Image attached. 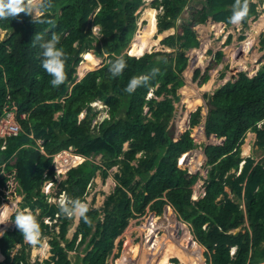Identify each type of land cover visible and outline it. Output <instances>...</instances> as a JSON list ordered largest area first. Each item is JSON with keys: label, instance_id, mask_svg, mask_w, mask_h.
<instances>
[{"label": "trees", "instance_id": "obj_1", "mask_svg": "<svg viewBox=\"0 0 264 264\" xmlns=\"http://www.w3.org/2000/svg\"><path fill=\"white\" fill-rule=\"evenodd\" d=\"M143 1L51 0L52 7L45 11L42 23H33L24 13L16 19H0V28L12 31L0 42V117L7 103H16L23 129L9 139L6 150L0 149V166L5 164L0 168V213L6 224L0 225L4 232L0 264L26 263L25 251L12 255L15 246L23 242L14 224L15 214L26 208H40V220L57 215L61 221L59 238L51 242L53 255L42 264H73L69 252L82 245L85 256L76 264H107L115 240L132 218L146 214L148 208L155 216L165 215L172 229L185 221L191 224L192 231L182 232L180 241L192 238L197 243L187 251L173 240L180 254L168 257L167 263L194 260L200 264L203 246L207 264H264V164L254 166L256 160L241 156L248 131L257 133L256 143L264 148V128L258 127L264 121V66L254 77L241 73L213 94L188 87L182 75L189 60L185 50L201 47L195 27L212 22L214 27L228 28L235 0H157L155 7L164 11L158 17L161 33L176 32L145 47L134 40L140 34L136 12ZM186 15L188 19L178 25ZM257 15V4L249 0L248 15L241 24L248 25ZM95 25L101 26L103 36L93 45ZM36 33L45 41L53 33L59 35L58 47L67 53V78L58 87L52 86V77L41 66V42L34 41ZM85 50H94L105 63L82 74L78 64ZM222 55L216 54L203 76L197 73L200 87L209 83L210 72L219 67ZM120 56L127 67L113 77L109 66ZM153 69H158V74L147 86L132 94L124 91L132 77L149 75ZM97 100L106 103L110 114L95 125L98 132L94 134L92 123L97 113L90 104ZM175 102L180 103V110L174 117ZM146 108L150 117L144 115ZM85 110L87 114L81 118ZM57 113H61L58 118ZM24 114L26 118H22ZM38 140L43 141V151ZM70 147L83 158L62 183L70 198L85 200L99 170L108 175L113 166L124 167L105 206L89 208L91 226L80 219L72 240L67 238L70 218L60 215L41 189L44 182L55 180L52 156ZM198 155L201 161L192 172ZM206 167H210L206 195L194 202L193 186ZM228 187L236 197L244 198L246 212L228 197ZM221 195L227 197L217 201ZM156 222L152 221L150 228ZM49 228L43 220L42 232Z\"/></svg>", "mask_w": 264, "mask_h": 264}, {"label": "rangeland", "instance_id": "obj_2", "mask_svg": "<svg viewBox=\"0 0 264 264\" xmlns=\"http://www.w3.org/2000/svg\"><path fill=\"white\" fill-rule=\"evenodd\" d=\"M257 4L258 15L255 20L250 21L248 25H230L226 29L214 27L212 22H207L205 24H200L195 27V31L197 37L201 43V47L195 48L192 50H186L189 54L188 66L185 69L183 77L185 79L186 85L188 87H192L196 90L204 89L209 90V94H213L216 90L224 86L227 82L236 81L241 73L247 74L249 77L256 76L260 69L264 66V31L260 32L257 35V41L252 45V52L245 51L247 53V57H243V53L241 48V43L244 42L248 37V32L251 29V25H254L255 22L259 21L262 16L264 15V0H250ZM155 0H144L143 5L138 9L136 12L138 27L140 28V34H137L134 38L137 45L145 47L148 46L151 42L157 41L160 37L165 36L166 34H174L176 30H169L165 33H161L159 27V15H163V8L160 6L155 7ZM197 3V2H196ZM195 4V3H193ZM188 15L184 16L181 20H178V25L183 22V20H187ZM21 22V20H20ZM218 31L220 33V37L216 39L215 33ZM96 34L93 35V45L96 44V41H100L103 34L99 31L95 32ZM12 34L11 30H3L0 28V42L7 40ZM231 36L230 40L229 37ZM140 40L143 42L140 43ZM75 46L79 47V44ZM158 47V46H157ZM159 48V47H158ZM156 48L155 50L158 51L159 49ZM246 49V48H244ZM255 50V51H254ZM196 51V52H194ZM84 54V61L80 65V71L82 74H87L90 71L96 70L100 68L104 63L105 60L102 57L96 56L94 50H87ZM218 52H222V61L220 66L211 71V80L208 84L204 85L205 87L199 86V78H196L197 73L200 71L201 75L205 73L211 62L216 58V54ZM203 58L202 63H196V59ZM244 61L243 68H241L238 64ZM247 64H246V63ZM248 66V68H244V66ZM223 70V71H222ZM222 71V72H221ZM221 73L225 76L221 77ZM77 75V74H76ZM79 77L77 76V81ZM73 87V82L69 85V89L71 91ZM154 96L153 93H150V97ZM164 99L160 97L159 100ZM185 99V98H183ZM98 103H102L99 104ZM98 105V106H96ZM105 105V106H104ZM92 107V112H96L97 116L92 123V130L94 134H97V130L94 128L96 124H100L102 119L109 118V110L107 105L103 101H97V103L90 104ZM175 114L180 110V103L175 102ZM148 113V114H147ZM59 114L57 113L56 117L58 118ZM87 111L85 110L81 114V118L85 117ZM92 114V113H91ZM147 114V117H150L151 114L148 111V108L145 109L144 115ZM173 117V119H174ZM80 118V119H81ZM174 121V120H173ZM260 128H264V121L259 124ZM257 138L255 133H248L245 139V143L242 146V153L241 156L246 158H253L256 160L255 165L257 163L264 164V148H261L257 145ZM38 145L40 150L43 151L44 148L42 147L43 141L38 140ZM249 145V150L245 152V148ZM5 148L0 149L2 151L6 150ZM129 148V143H126L124 149L127 150ZM71 150L74 147L70 148ZM76 154L73 155V165L74 167H78L82 162L83 158L81 159V155L79 156L77 150L75 149ZM197 150L190 153L191 155L196 154ZM142 153L138 154V157H141ZM201 161V156L198 155L195 161V164L192 168V172H194L199 163ZM97 162L103 164L101 158L97 159ZM133 164H136L134 162ZM5 164L1 165L0 168H3ZM243 165L241 164L240 168L242 169ZM123 164H118L113 166L108 170V175L103 174V170H99L95 177L92 179L90 185L88 186L87 193L85 194V200L89 204V208H103L105 206L107 198L115 192V189L118 184V176H120L123 172ZM63 173L60 177L59 181L62 180V183L68 178L67 176V169L62 170ZM210 171V167L203 168L200 177L197 183L193 186V199L194 202L198 201L199 199L203 198L206 195V184L208 180V174ZM138 177L135 182L138 181ZM49 182L46 181L42 185V192L48 196L49 198L53 196L52 199L54 202L58 201L59 199V192L63 189V184H56L53 187L48 186ZM226 192L228 193V197L236 200L240 205L241 208L246 212V204L244 198L236 197V195L232 192L231 188H226ZM68 197L67 194H63ZM227 196L221 195L217 201L224 200ZM32 211L38 218L41 227L42 221L46 222L49 225V230H44L46 233L42 232L43 236L47 238L48 247L46 249H41L40 247H36L38 249V253L35 255L34 247L25 243H19L15 246L12 250V255L20 254L22 251L26 252V263L25 264H42L45 260H48L52 257V240L54 237L57 236L59 238L60 233V226L61 223L59 217L56 215V218L50 220L49 218L43 217L41 220L39 219L42 211L40 208L33 210L30 208H26ZM60 215H63L60 213ZM157 218H160L157 220ZM156 219V224L150 228L152 221ZM79 221L75 218H70V225L67 238L72 240L74 234L76 233ZM172 222L169 221L165 215L155 216L152 210L148 208V211L144 215H138L135 218H132L129 222L128 227L126 230L115 240L114 250L112 254L109 256L107 260V264H166L167 258L170 256H176L180 253L178 249L175 248V244L179 242V245L182 248L187 249L190 251L193 247V243H197L192 240H187V242L182 241L183 233L186 231H192L191 224L188 222H183L180 228H171ZM247 228H249V224H246ZM238 230H233L232 232H237ZM154 233L157 234V237H153ZM176 236V237H175ZM173 240L176 242L174 243ZM181 240V241H180ZM80 241V238L78 242ZM168 244V245H167ZM173 244V245H172ZM62 245L65 246L66 242L62 241ZM184 245V246H183ZM201 246V245H200ZM82 247L75 249L74 251L69 252V257L72 260L73 264H76L79 261V257H84L85 252L83 251ZM202 247V253L200 255L202 262L200 264H207L205 259V251L206 249ZM190 248V249H189ZM157 253V254H156ZM47 258V259H46ZM176 257H173V259ZM148 259V260H147ZM178 259V258H177ZM172 260V258H171ZM181 262V261H180ZM187 264H197L194 260Z\"/></svg>", "mask_w": 264, "mask_h": 264}, {"label": "clouds", "instance_id": "obj_3", "mask_svg": "<svg viewBox=\"0 0 264 264\" xmlns=\"http://www.w3.org/2000/svg\"><path fill=\"white\" fill-rule=\"evenodd\" d=\"M156 1L157 0H155V2ZM51 7H52L51 0H0V19H8V18L16 19L21 13H24L32 17L33 23L35 24L42 23L43 22L42 17L45 11H47ZM96 12H98V10H96ZM248 12H249V0H235V4L233 5V12L229 18V22L233 25L241 24L247 17ZM223 29H226V28H223ZM96 31H99L100 33H102L100 25L93 26V35L96 34L95 33ZM166 35H170V34H166ZM34 41L41 42L39 44V47L42 49L41 66L44 69V71L49 76L52 77L50 83L54 87L60 86L61 84L65 82L67 78L66 77V62L68 59L67 53L64 51V49L61 47H58V45L60 44V36L53 33L51 37L47 41H45L43 36L36 33L34 37ZM195 48L197 47H194L188 50H192ZM85 53L87 52L83 51L80 54L81 60H80V63L78 64L79 69H80L81 63L84 61ZM126 67H127V62L125 58L123 56H120L116 58L113 62H111L109 66V72L111 73L113 77H118L123 73ZM158 71H159L158 69H153L151 74L149 75H140V76L132 77L129 80V83L127 84L124 91L129 94H132L135 92V90L138 87L147 86L150 79L158 74ZM184 72L182 73V75L184 74ZM97 101H101V100H97ZM97 101H94L91 104L93 103L96 104ZM259 124H258V127H259ZM248 133H255L256 138H257L256 132L248 131ZM241 164L244 166L245 161H243ZM49 181L51 180H48V182ZM64 193L67 194V192L64 189H62L59 192L58 201L53 203L57 205L60 213L66 216L67 218H75L76 220L83 219L85 223L91 226L92 221L88 216V212L90 210L89 204L86 201L78 199V198L73 199V198L67 197L66 195H63ZM46 198L48 201L49 197L46 196ZM4 208H7V205H4ZM46 218H49L50 220H52L50 217H46ZM14 224L17 230L22 234L23 241L25 243L31 245L34 248L40 247L41 249H46L48 247L47 238L44 237L42 234L41 224L37 216L32 211L28 209H23V210L18 211L15 214ZM0 225H6L5 218L2 213H0ZM2 235H4V232H0V236Z\"/></svg>", "mask_w": 264, "mask_h": 264}, {"label": "built area", "instance_id": "obj_4", "mask_svg": "<svg viewBox=\"0 0 264 264\" xmlns=\"http://www.w3.org/2000/svg\"><path fill=\"white\" fill-rule=\"evenodd\" d=\"M17 114H18V107L16 103L10 104L7 103L6 106L4 107V115L0 117V147L3 149L8 145V141L11 137L18 136L21 131H23L22 126L20 121L17 119ZM22 118H26V115L24 114ZM71 148V147H70ZM68 149L64 150L62 152H59L57 154H54L52 157L53 162H54V167L57 170L56 175H55V180H51L48 183V186L53 187L56 182L57 184H61L62 180L59 181L60 177L63 173V169H67V174L68 171L71 168H75L73 165V155L75 152V149ZM80 156V155H79ZM54 197L51 196L48 199L49 204L55 203L52 199Z\"/></svg>", "mask_w": 264, "mask_h": 264}, {"label": "bare ground", "instance_id": "obj_5", "mask_svg": "<svg viewBox=\"0 0 264 264\" xmlns=\"http://www.w3.org/2000/svg\"><path fill=\"white\" fill-rule=\"evenodd\" d=\"M259 19H260L259 21L255 22L254 25L251 26V29L253 31L251 33H249L247 39L244 42L241 43V45H242L241 50H242V52H244L243 53L244 54L243 57H247L248 56L247 53H245L246 50L248 52L249 51L252 52V49L251 48H252V45L255 43V41H257V35H259L260 32L264 31V15L262 14L261 18H259ZM215 37H216V39H218L220 37V33L218 31H216ZM142 42L143 41L140 40V43H142ZM244 48H246V49H244ZM200 61L202 63L203 62V58H200ZM238 65L241 68H243L244 61L240 62ZM244 68H248V66L246 65V66H244ZM203 87H205V86H203ZM99 104H102V103H98V105ZM98 105H96V106H98ZM248 150H249V145L247 144V146L245 148V152H247ZM34 253H35V255L38 253V249L36 247L34 249ZM166 264H173V263H166Z\"/></svg>", "mask_w": 264, "mask_h": 264}, {"label": "water", "instance_id": "obj_6", "mask_svg": "<svg viewBox=\"0 0 264 264\" xmlns=\"http://www.w3.org/2000/svg\"><path fill=\"white\" fill-rule=\"evenodd\" d=\"M105 119H106V118L104 117V118L102 119L101 123H103ZM101 123H100V124H101Z\"/></svg>", "mask_w": 264, "mask_h": 264}, {"label": "flooded vegetation", "instance_id": "obj_7", "mask_svg": "<svg viewBox=\"0 0 264 264\" xmlns=\"http://www.w3.org/2000/svg\"><path fill=\"white\" fill-rule=\"evenodd\" d=\"M251 26H252V25H251ZM252 31H253V30H252V29H250V30H249V32H248V34H249V33H251Z\"/></svg>", "mask_w": 264, "mask_h": 264}]
</instances>
